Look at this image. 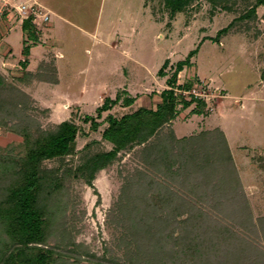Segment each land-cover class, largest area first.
Here are the masks:
<instances>
[{
    "label": "rangeland",
    "instance_id": "374dc122",
    "mask_svg": "<svg viewBox=\"0 0 264 264\" xmlns=\"http://www.w3.org/2000/svg\"><path fill=\"white\" fill-rule=\"evenodd\" d=\"M20 5L48 17L46 23L35 17L38 42H27L28 56L23 53ZM253 6L255 0H227L215 8L206 0H194L184 11L171 15L163 0H0V77L4 81L0 95L25 101L26 112L44 130L65 120L79 128L74 154L60 162L46 161L44 167L76 168L84 156L109 151L111 144L101 140L106 117L119 118L129 111L120 102L98 113L104 99H114L117 94L121 100L136 97L154 108L176 64L197 49L189 66L177 75V85L190 84L191 88L189 92L176 93L186 101H202V113L192 114L196 108L192 103L180 110L162 134L172 131L176 139L196 137L195 146L203 147L208 144L204 145L202 135L215 139L218 132L239 182L241 217L234 213L235 208L224 204L227 194L213 189L221 179L219 175L206 169L198 174L202 187L208 190L203 195L204 188L196 186L197 181H193V189H188L181 180H170L158 173L152 178L159 185L150 191L136 187L132 192L127 187L129 180L144 169L142 146L120 152L116 161L96 174L93 187L82 180L67 179L61 194L49 205L52 216L47 245L60 254L56 264H141L134 257L136 250L126 236L125 226L116 217V205L125 187L129 188V197L133 193L147 200L158 191L188 196L191 207L197 206L212 219L217 217L232 227L246 243L263 253L260 261L264 262V7L257 6L253 17L241 18ZM165 61L164 76H159ZM23 62L26 66L21 65ZM18 92L29 100L19 97ZM4 116L0 114V124ZM85 117L101 126L93 131L91 123L84 122ZM5 123L0 126V152L12 149L14 155L20 153L22 139L6 128L18 122L7 118ZM91 142L95 143L84 149ZM199 197L203 200L200 204L195 201ZM133 198L132 204L142 207L139 202L134 204ZM173 199L177 201L175 195ZM160 207H155V217L163 219L162 225L173 232L172 239L181 237L187 226L183 216L175 217V204ZM191 207L185 211H192ZM127 212L131 213L129 209ZM137 213H131L135 220ZM156 220L152 222L155 233L162 226ZM238 220L246 223L244 229L237 226ZM192 224L187 229L194 228L196 223ZM252 246L243 250L244 260L231 259L230 255L218 264L256 261L258 258L250 253ZM163 247L167 256L177 245L169 240ZM207 250L180 260L172 259L171 251L170 258L173 264H214L213 250ZM138 252L141 260L146 259L145 248ZM157 258L154 256L153 263Z\"/></svg>",
    "mask_w": 264,
    "mask_h": 264
},
{
    "label": "trees",
    "instance_id": "16d2710c",
    "mask_svg": "<svg viewBox=\"0 0 264 264\" xmlns=\"http://www.w3.org/2000/svg\"><path fill=\"white\" fill-rule=\"evenodd\" d=\"M192 1L194 0H163V6L169 10L171 15H174L184 11ZM206 1L212 8H215L217 4L221 5L227 0ZM257 6L264 7V0H255V6L241 18L255 16ZM222 8L227 10L229 6L223 5ZM31 21L32 17H29L23 20L21 24V30L25 36L22 41L23 53L27 56L29 54L27 42H38L37 30ZM223 32L225 30L219 34ZM196 53L197 49L189 52L186 60L176 64L174 73L167 80V89L160 92V100L155 108L143 105L119 118L108 115L105 120L107 126L102 131L101 140L111 144V149L84 156L76 168L47 169L43 165L46 161L57 160L60 162L74 154L79 128L73 121L65 120L52 129L44 130L26 112L25 101H20L21 99L15 98L13 95H5L4 98L0 95V114H6L3 117L6 119L1 122L0 126L7 125V122L5 123L7 118H15L18 123L8 125L6 128L22 139L20 153L14 155L12 149H2L0 152V264H56L60 254L47 245L51 234L50 220L52 216L48 209L54 199L61 194L64 181L67 179L82 180L88 187H93L92 182L98 172L105 170L116 161L120 152L132 151L135 147L142 146L140 156L144 169L137 171L129 180L127 187H131L132 192H135L136 187H146L150 191L152 187L159 185L152 178L158 173L159 176L162 175V177L170 180H181L188 189H193V181H197L199 184L196 186L204 188V192H201L203 195L208 190L202 187L204 186L201 184L203 180L199 178L198 174H202L206 169L210 170L212 174L215 172L219 175L221 179L215 183L213 189H218V193L227 194L223 200L224 204L235 208L234 213L241 217L242 212H239L241 203L238 200L237 192L239 182L235 176V169L226 143L219 133L214 135V137L217 135L215 139L209 140L207 139L208 135L203 134L202 136L205 138L203 143L204 145L208 144L203 147L195 146L198 140L196 137L176 139L172 131H168L165 135L162 134L163 128L169 126L176 119L180 110L188 108L192 103H196V108L191 111L192 114L202 113L204 105L202 101L197 98L186 101L181 94L176 93V90L189 92L190 84L177 85V75L183 68L189 66V59ZM21 65L26 66V62L21 63ZM166 67L167 62L165 61L158 71L159 76H164ZM3 86L4 81L0 77V94L3 92L1 90ZM18 95L26 101L29 100L24 93L18 92ZM120 100L118 94L114 99L106 97L97 112L109 111ZM133 103L134 98L126 97L122 100V105L125 107L131 106ZM178 106L181 108L178 109ZM84 122H90L93 131L101 126L100 123H96L89 117H85ZM94 143L85 145L84 149H88ZM210 144L211 147H209ZM220 160L222 163H219ZM127 187L123 188L119 195L116 217H118V223L125 226L126 236L131 239L130 243H133L136 250L134 257L141 264H167L169 261L173 264L172 259H184L185 256L207 249L213 250L212 261L214 264H218L221 261L222 263L226 261L225 257L230 255H233L231 259L237 257L243 259V250L252 246L246 243L247 240L242 238L232 227L223 224L222 220L217 217L215 220L212 219L197 206L191 207L193 204L188 196L177 197L171 191H166V193L158 191L156 196L147 200L143 195L130 194L131 197H135L133 198L134 204L136 202L142 204V207H138L139 204H137L138 206L132 204ZM174 195L177 201H174ZM195 201L200 204L203 200L199 197ZM170 203L175 204L173 211L175 217L181 218L183 216V224L188 227L193 225L192 223H196L194 228L187 229L186 227L183 235L175 239H172L173 232L168 231L167 228L169 227L162 225L161 220L163 219L157 218L153 214L157 213L155 207H162ZM188 207H191L193 212L191 210L185 211ZM127 209L131 213L138 212L137 220L132 218ZM159 210L161 211V209ZM154 220L162 225L156 233L152 225ZM236 223L239 228L244 229L246 226L244 221L239 222L238 220ZM261 226L264 229L262 222ZM141 238H145V240L141 241ZM201 239H204V243ZM169 240L174 241L177 245L176 248L171 249L174 257L170 254L171 251L166 252L167 256L163 254L165 253L163 243ZM144 248L147 253L146 259L141 260L142 255L138 251ZM251 248L253 250L251 249L250 253L252 252L258 259L247 264H264L260 261L263 253L253 246ZM176 251L178 254H175ZM247 254L248 252L246 256ZM154 256L158 258L153 263ZM168 258L169 260H167Z\"/></svg>",
    "mask_w": 264,
    "mask_h": 264
},
{
    "label": "built area",
    "instance_id": "2783aa9c",
    "mask_svg": "<svg viewBox=\"0 0 264 264\" xmlns=\"http://www.w3.org/2000/svg\"><path fill=\"white\" fill-rule=\"evenodd\" d=\"M18 13L20 15H23V20L28 19L29 17H32V24H34L35 22V17L39 16L41 18V23H46L48 21V17L47 15H41V14H37L34 12L29 11V9H26L25 5H20V7H18Z\"/></svg>",
    "mask_w": 264,
    "mask_h": 264
},
{
    "label": "crops",
    "instance_id": "0c3cea01",
    "mask_svg": "<svg viewBox=\"0 0 264 264\" xmlns=\"http://www.w3.org/2000/svg\"><path fill=\"white\" fill-rule=\"evenodd\" d=\"M127 98H134V103L131 105V106H128V107H125V106H123L124 107V109L125 110H128L129 112H127V113H125V114H128V113H131L132 111H134L135 109H137V108H139V107H141V106H147L146 105V101H138L137 99H136V97H130V96H126ZM120 102L122 103V100H120ZM119 102V103H120ZM158 103V102H157ZM156 103V104H157ZM116 106V105H115ZM148 107V106H147ZM155 108V107H154ZM131 110V111H130ZM124 114V115H125ZM123 116V115H122Z\"/></svg>",
    "mask_w": 264,
    "mask_h": 264
}]
</instances>
